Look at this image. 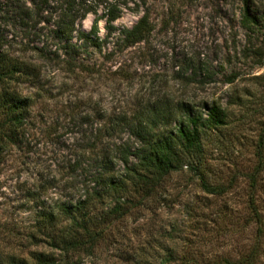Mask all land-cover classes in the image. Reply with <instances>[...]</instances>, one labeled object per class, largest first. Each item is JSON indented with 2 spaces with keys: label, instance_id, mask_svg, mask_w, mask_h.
Segmentation results:
<instances>
[{
  "label": "rangeland",
  "instance_id": "obj_1",
  "mask_svg": "<svg viewBox=\"0 0 264 264\" xmlns=\"http://www.w3.org/2000/svg\"><path fill=\"white\" fill-rule=\"evenodd\" d=\"M66 2L0 0V54L40 74L11 83L32 106L16 144L0 156V247L24 257L48 251L29 240L38 214L78 199L94 181L98 155L90 150L99 129L135 121L165 101H218L228 125L209 132L204 149L207 179L227 185L226 195H208L191 175H175L160 201L120 222L114 238L82 264H165L171 253L185 264H264V171L256 192L260 234L244 177L258 169L264 132V0H78L76 32H91L98 22L106 43L101 51L84 49L75 72L55 36ZM107 6L119 16L113 31ZM144 14L153 26L148 43L122 48L119 32ZM120 126L113 141L133 142L128 126ZM257 240V256L248 261Z\"/></svg>",
  "mask_w": 264,
  "mask_h": 264
},
{
  "label": "trees",
  "instance_id": "obj_2",
  "mask_svg": "<svg viewBox=\"0 0 264 264\" xmlns=\"http://www.w3.org/2000/svg\"><path fill=\"white\" fill-rule=\"evenodd\" d=\"M66 1L67 8L57 23L55 36L64 42L66 55L71 60L73 58L66 64L70 71L75 72L82 68L81 64L77 66L80 61L77 57L82 55V51L90 47L101 51L106 40L98 37V22L91 32H76L77 19L73 13L78 0ZM105 11L107 29L113 31L119 16L115 8L107 6ZM251 18L246 10L244 21L249 23ZM152 31L150 17L144 14L131 29L119 32L118 44L125 49L148 43ZM112 33L109 32V35ZM201 71V77L209 76L208 69ZM37 75L40 74H37L35 66L12 63L0 54V156L6 148L16 144L32 106L31 101L14 90L11 83ZM147 109L149 111L136 116L135 121H126L125 118L122 122L111 123L103 132L98 130L90 150L91 154L98 155L95 159L99 165L98 172L92 176L94 181H90L82 196L60 204L56 209L43 206L29 240L32 246L43 245L48 251L35 250L24 257L0 247V264H82L84 259L96 255L103 242L114 238L120 222L134 212L148 209L162 195H166L167 182L178 174L191 175L193 182L208 195H226L227 185L210 184L207 179L211 171L206 166L204 149V139L208 133L228 125L227 110L222 103L165 101ZM125 124L133 142H114L116 135L123 134L120 125ZM105 139L108 140L105 142ZM100 145L103 148L98 151ZM256 156L259 163L257 171L244 177L251 187V220L260 226V234L262 212L257 205L256 192L259 177L264 171V132ZM80 167L81 164L75 163L74 169ZM170 235H174L173 230ZM259 244L257 240L250 254H247L248 261L257 256ZM184 262L171 253L165 264ZM222 262L235 264L228 259Z\"/></svg>",
  "mask_w": 264,
  "mask_h": 264
}]
</instances>
